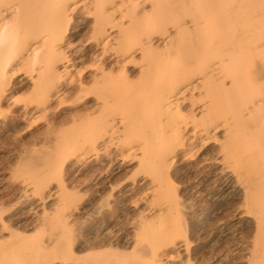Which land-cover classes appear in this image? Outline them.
<instances>
[{"label":"bare ground","instance_id":"1","mask_svg":"<svg viewBox=\"0 0 264 264\" xmlns=\"http://www.w3.org/2000/svg\"><path fill=\"white\" fill-rule=\"evenodd\" d=\"M223 5L216 0H0V126L16 131L38 114L46 116L70 100L82 102L107 130L93 151L102 145L108 152L119 125L125 132L130 128L137 140L130 151H142L144 164L165 190L178 148L192 151L199 141L204 150L222 134L218 154L243 184L245 213L256 223L255 249L264 251V93L259 92L264 45L245 43L242 11L222 14L217 8ZM84 15H92V37L87 48L75 52L71 30ZM135 28L143 36L137 45L131 36ZM231 31L238 34L233 45ZM87 61L93 67L80 71L78 65ZM138 64L139 75L133 77ZM142 80L147 86L140 90ZM22 92L29 99H21ZM122 106L126 113L110 120ZM187 117L193 125L184 136ZM134 137L125 138L124 145H133Z\"/></svg>","mask_w":264,"mask_h":264},{"label":"rangeland","instance_id":"2","mask_svg":"<svg viewBox=\"0 0 264 264\" xmlns=\"http://www.w3.org/2000/svg\"><path fill=\"white\" fill-rule=\"evenodd\" d=\"M220 3L222 14L241 10L243 37L264 45V0ZM92 24V15H84L71 30L75 52L88 47ZM141 34L139 28L131 32L134 45L143 41ZM237 35L231 31L230 44ZM92 67L90 61L78 65L80 71ZM139 69L132 67L133 77ZM145 83H137L140 90ZM259 86L264 93V84ZM22 93L21 99H29ZM83 108L70 100L16 131L0 126V264H264V251L255 249L256 223L245 213L243 184L218 154L222 134L204 150L199 141L192 151L178 148L165 190L142 151H130L137 143L130 128L125 132L119 125L108 152L102 145L93 151L107 130L98 114ZM123 113L125 107H118L110 120ZM192 125L187 117L184 136ZM127 137L136 142L124 145Z\"/></svg>","mask_w":264,"mask_h":264},{"label":"crops","instance_id":"3","mask_svg":"<svg viewBox=\"0 0 264 264\" xmlns=\"http://www.w3.org/2000/svg\"><path fill=\"white\" fill-rule=\"evenodd\" d=\"M224 2H225V0H223ZM219 3H220V0H219ZM242 39H245L244 37L242 38ZM245 40H247L245 43H247V44H249V43H251V42H253V43H255L256 42V40L255 39H251V36L250 37H248V39H245ZM229 43H230V40H229ZM264 49V48H263ZM263 51V50H262ZM249 53V52H248Z\"/></svg>","mask_w":264,"mask_h":264},{"label":"snow or ice","instance_id":"4","mask_svg":"<svg viewBox=\"0 0 264 264\" xmlns=\"http://www.w3.org/2000/svg\"><path fill=\"white\" fill-rule=\"evenodd\" d=\"M5 31H7V29Z\"/></svg>","mask_w":264,"mask_h":264}]
</instances>
